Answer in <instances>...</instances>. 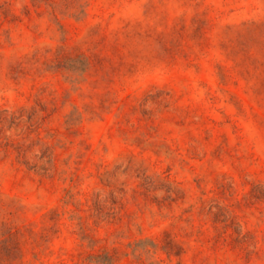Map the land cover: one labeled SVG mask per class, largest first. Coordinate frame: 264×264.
<instances>
[{"label":"rangeland","instance_id":"obj_1","mask_svg":"<svg viewBox=\"0 0 264 264\" xmlns=\"http://www.w3.org/2000/svg\"><path fill=\"white\" fill-rule=\"evenodd\" d=\"M0 264H264V0H0Z\"/></svg>","mask_w":264,"mask_h":264}]
</instances>
